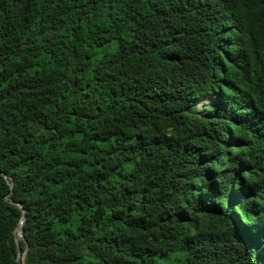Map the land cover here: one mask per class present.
<instances>
[{"label": "trees", "instance_id": "obj_1", "mask_svg": "<svg viewBox=\"0 0 264 264\" xmlns=\"http://www.w3.org/2000/svg\"><path fill=\"white\" fill-rule=\"evenodd\" d=\"M0 172V264H264V0H0Z\"/></svg>", "mask_w": 264, "mask_h": 264}, {"label": "water", "instance_id": "obj_2", "mask_svg": "<svg viewBox=\"0 0 264 264\" xmlns=\"http://www.w3.org/2000/svg\"><path fill=\"white\" fill-rule=\"evenodd\" d=\"M0 174H2L3 176H4V178L5 179H7V176L5 175V174H3V173H1L0 172ZM8 182V181H7ZM8 184H9V186H10V189L12 190V184L11 183H9L8 182ZM11 193H12V191H10L5 197H4V199H5V201H7L8 203H11V204H15V205H17L21 210H22V217H21V220H20V222H19V224H18V226H17V231H16V239H15V241H16V248H17V254H18V262H17V264L19 263V260H20V257H21V260H23V258H24V254H25V251H24V253L22 254V255H20V241H21V239H23V228H22V226H23V222H24V219H25V210L23 209V207L21 206V204H19V203H14L13 201H11L10 199H9V196L11 195Z\"/></svg>", "mask_w": 264, "mask_h": 264}, {"label": "rangeland", "instance_id": "obj_3", "mask_svg": "<svg viewBox=\"0 0 264 264\" xmlns=\"http://www.w3.org/2000/svg\"><path fill=\"white\" fill-rule=\"evenodd\" d=\"M204 103H205V102L203 101V104H204ZM201 105H202V103H197L195 106H196L197 109H200V108L202 107Z\"/></svg>", "mask_w": 264, "mask_h": 264}]
</instances>
